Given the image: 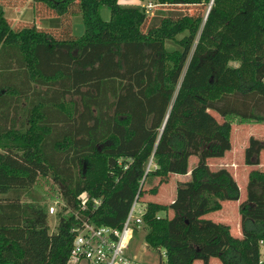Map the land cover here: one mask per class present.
Instances as JSON below:
<instances>
[{"label":"trees","instance_id":"16d2710c","mask_svg":"<svg viewBox=\"0 0 264 264\" xmlns=\"http://www.w3.org/2000/svg\"><path fill=\"white\" fill-rule=\"evenodd\" d=\"M17 1L28 0H0V264L68 259L79 223L62 210L50 232L47 206L24 199L39 177L50 178L72 209L83 192L101 199L86 213L97 225L121 228L145 184L169 174L190 177L170 204L152 201L143 212L158 264H176L182 250L178 264H260L264 141L250 137L244 151L254 168L239 204L242 237L205 216L221 201L241 199L231 168L210 164L232 150L233 120L264 123L257 113L264 104V0H149L151 12L122 0H32L55 31L12 27L4 4ZM76 13L85 23L81 38L71 33ZM194 91H208L195 103L224 114V122L208 132L176 115L168 131L172 113ZM192 155L199 160L191 168Z\"/></svg>","mask_w":264,"mask_h":264},{"label":"rangeland","instance_id":"374dc122","mask_svg":"<svg viewBox=\"0 0 264 264\" xmlns=\"http://www.w3.org/2000/svg\"><path fill=\"white\" fill-rule=\"evenodd\" d=\"M126 1V0H122ZM141 3V0H139ZM145 5L150 2L145 0ZM155 1H153L154 4ZM13 4H4L5 16L12 17L13 23L12 27H25L29 25L35 26H45V29L50 30V19L46 16H40L38 13L41 10V7L35 4L33 1H17V3L12 2ZM155 5V4H154ZM152 8L149 9L151 12ZM193 11V9H192ZM100 15L103 20L106 22L111 21V10L107 7L101 8ZM71 22V33L76 35L79 38L85 35V23L83 16L80 13H76L73 16ZM37 21V22H36ZM169 49H172L171 45H167ZM227 88L216 89L218 94L212 95L211 98L217 97L220 95L222 90ZM198 94L207 95L208 91H194L189 99L186 100L185 105L182 106L180 110H176L172 113L169 119L168 131H171L174 119L176 115L185 116L180 117V123L190 126H195L194 128L202 129L208 132H211L219 127L222 122H224V114L220 115L216 112H213L207 108L202 107L199 104L195 103V96ZM257 113L264 114V104L260 106L257 110ZM187 116V117H186ZM250 137L261 139L264 141V123H250V122H238L233 120V129L231 134V139L233 141V148L228 152L223 159L211 160L212 167H221V166H231L232 172L238 181L241 193V199L239 201H221L222 207L219 210L209 211L205 218H211L214 221L218 222H229L231 224V230L235 226L238 227V222L240 220V211L239 204L246 197V182L248 180V170L249 167L245 163L244 151L249 145ZM264 155V153H263ZM199 158L195 155L190 156L189 165L193 167ZM182 176L177 174H169L168 176H156L147 182L144 186V191L139 199L138 209L140 213H143L147 204L152 201L168 205L171 200L174 198V193L176 190L177 182L182 180ZM186 179V178H184ZM58 193V187L56 184L48 177L41 176L38 179V184L25 195L24 199L26 200H35L40 204L47 206L48 211L49 207L55 204L56 196ZM137 212L136 214H138ZM165 215L166 213H160ZM173 213L169 212L171 217ZM60 223V218L54 216L53 213L49 212V230L51 233L57 232L58 225ZM236 230H233V232ZM135 238L130 247V255L135 260L136 264H158L161 257L154 251L150 250L147 247L145 241L146 229L141 225L138 230ZM201 235V233H200ZM260 247V246H259ZM176 252L174 255L175 262L178 264L179 256L184 255L183 250ZM262 258L261 247H260V264ZM162 260L166 261L167 256L165 252H162Z\"/></svg>","mask_w":264,"mask_h":264},{"label":"built area","instance_id":"2783aa9c","mask_svg":"<svg viewBox=\"0 0 264 264\" xmlns=\"http://www.w3.org/2000/svg\"><path fill=\"white\" fill-rule=\"evenodd\" d=\"M154 6L151 1L146 4L148 9ZM136 196L121 228L97 225L91 220L86 213L90 210L89 204L93 202V208L96 209L101 199H92L88 192L79 195L76 209L70 208L63 199L56 197L55 204L49 207V212L54 216H58L62 210L72 213L79 223L72 229L74 238L65 264H136L129 251L135 238V226L140 227L143 222V213L138 209L139 196ZM137 212L139 213L136 214ZM129 231L132 234L128 238Z\"/></svg>","mask_w":264,"mask_h":264},{"label":"crops","instance_id":"0c3cea01","mask_svg":"<svg viewBox=\"0 0 264 264\" xmlns=\"http://www.w3.org/2000/svg\"><path fill=\"white\" fill-rule=\"evenodd\" d=\"M28 1H30V0H28ZM32 1V0H31ZM145 2L146 1H142L141 0V3H140V1L139 0H128V1H123V2H121L123 5H142V6H144L145 5ZM5 8V7H4ZM4 13H5V9H4ZM7 18H9V20H10V22H11V25H12V23H13V18L12 17H7ZM48 19H51V17H47ZM37 22V21H36ZM38 27H40V28H44L45 29V26H37V28ZM48 28H50V30L49 31H55V28H51V23H50V27H48ZM72 29V28H71ZM250 139V138H249ZM230 152V151H229ZM263 153H264V150H262L261 151V153H260V156H261V163H260V167H263L264 168V155H263ZM212 161L210 160V164H212L211 163ZM228 167H230L231 168V166H228ZM248 167H249V170H248V180H249V173H250V171L254 168L253 166H250V165H248ZM192 168V167H191ZM233 170H231V172H232ZM232 174L234 175V172H232ZM180 176H182V180H180V181H178L177 182V185H178V183L179 182H182V181H186V180H188V178L190 177L189 175H185V176H183V175H180ZM235 176V175H234ZM184 178H186V179H184ZM236 178V177H235ZM248 180H247V182H248ZM247 182H246V185H247ZM246 187V186H245ZM176 189H177V186H176ZM175 193H176V190H175ZM175 193H174V198H175ZM174 198L171 200V202L174 200ZM207 219V218H206ZM209 219H211V218H209ZM214 221V220H213ZM215 222H218V221H215ZM218 223H224V222H218ZM226 224H228L229 226H230V230H231V224L229 223V222H225ZM224 223V224H225ZM233 230H236V231H234L233 232ZM233 230H231V232H232V234L234 235V236H236V237H242V231H241V229H240V220H239V222H238V227L237 226H235L234 227V229ZM260 247H261V254H262V258H261V262L263 263L264 262V241H262L261 243H260ZM193 264H203L202 263V261H200V260H196V261H194L193 262ZM209 264H221L220 263V261L217 259V258H212L211 260H210V263Z\"/></svg>","mask_w":264,"mask_h":264},{"label":"water","instance_id":"95a60500","mask_svg":"<svg viewBox=\"0 0 264 264\" xmlns=\"http://www.w3.org/2000/svg\"><path fill=\"white\" fill-rule=\"evenodd\" d=\"M209 9H210V8H209ZM209 9H208V11H209ZM208 11H207V13H208ZM168 115H169V113H168ZM168 115H167V118H166V120L168 119ZM166 120H165V122H166ZM165 122H164V123H165ZM165 124H166V123H165Z\"/></svg>","mask_w":264,"mask_h":264},{"label":"bare ground","instance_id":"6f19581e","mask_svg":"<svg viewBox=\"0 0 264 264\" xmlns=\"http://www.w3.org/2000/svg\"><path fill=\"white\" fill-rule=\"evenodd\" d=\"M129 233V235H128V238L130 237V234H132L130 231L128 232Z\"/></svg>","mask_w":264,"mask_h":264}]
</instances>
